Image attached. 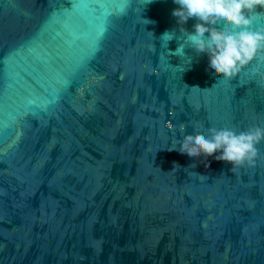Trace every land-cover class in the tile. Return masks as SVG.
<instances>
[{
    "label": "water",
    "instance_id": "95a60500",
    "mask_svg": "<svg viewBox=\"0 0 264 264\" xmlns=\"http://www.w3.org/2000/svg\"><path fill=\"white\" fill-rule=\"evenodd\" d=\"M177 7L0 0V264H264V141L236 171L170 150L264 127V50L223 79Z\"/></svg>",
    "mask_w": 264,
    "mask_h": 264
},
{
    "label": "clouds",
    "instance_id": "9594fccd",
    "mask_svg": "<svg viewBox=\"0 0 264 264\" xmlns=\"http://www.w3.org/2000/svg\"><path fill=\"white\" fill-rule=\"evenodd\" d=\"M173 2L178 7L173 9L171 15L176 18L179 31L198 54L208 56V69L217 76L226 80L232 79L242 67L253 60L259 50H264V30H249L253 14L258 8L264 9V0H173ZM189 19L196 21L191 32L184 27ZM147 22L154 23L149 20ZM217 25H223V30ZM164 36L173 39L174 32H165L162 37ZM254 71L259 72V68ZM192 126L194 132L183 135V139L178 141L179 148L176 146L170 150H178L193 160L203 157L206 161L208 157H214L217 161L229 163L230 171H236L245 164H254L258 157L257 145L264 141V127L254 126L239 131L209 127L206 132L201 133L199 131L201 125ZM180 132H185L183 125ZM179 169L180 165L173 162L172 170ZM196 175L202 176L199 173Z\"/></svg>",
    "mask_w": 264,
    "mask_h": 264
}]
</instances>
